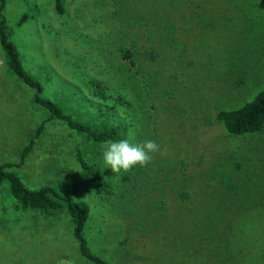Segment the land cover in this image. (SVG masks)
I'll return each mask as SVG.
<instances>
[{"label": "rangeland", "instance_id": "obj_1", "mask_svg": "<svg viewBox=\"0 0 264 264\" xmlns=\"http://www.w3.org/2000/svg\"><path fill=\"white\" fill-rule=\"evenodd\" d=\"M62 2L57 14L54 0H4L6 29L38 95L75 120L121 123L123 139L132 132L133 142L154 140L161 150L126 180L106 168L105 142L50 120L20 162L48 112L0 48V164L10 162L28 188L48 184L88 205L84 238L108 264H263L264 128L231 136L215 118L264 88L257 0ZM162 42L155 57L117 50ZM17 204L3 180L0 264H88L65 207L42 215Z\"/></svg>", "mask_w": 264, "mask_h": 264}, {"label": "trees", "instance_id": "obj_2", "mask_svg": "<svg viewBox=\"0 0 264 264\" xmlns=\"http://www.w3.org/2000/svg\"><path fill=\"white\" fill-rule=\"evenodd\" d=\"M3 5L4 0H0V48L3 52L4 63L6 67L22 82L35 90L33 97L34 102L41 105L42 108L48 112L46 118L42 119V121L39 122L31 132L30 137L27 139V144L20 151L19 161H23L29 151L33 148L35 139L43 132L45 122L50 120L62 122L66 128L75 135H82L87 139L98 143L106 142L108 140L119 141L123 139L125 127L121 123L107 125L105 120L101 119V126H97V124L95 125L75 120L71 115L64 113L55 102L38 95L41 90V85L37 80L27 74L20 64L16 50L10 40L9 31L5 26L4 16L2 14ZM54 7L57 14L63 13L64 6L62 0H54ZM256 8L257 10H264V0H257ZM24 18L25 16L23 15L21 19ZM130 18L134 20V16H130L127 19ZM163 44L164 43L162 42L160 45L158 44L159 46H144V43L138 45L134 43V45H130V49L118 46L117 50L123 58H129L138 54L140 49L143 50L144 54L147 56L155 57L159 51H157V49H161ZM125 76L127 77L128 75L125 74ZM94 82L91 80L90 83L93 84ZM132 90H134V85L132 86ZM94 94L97 93L94 92ZM215 118L222 125L226 133L231 136L245 132L258 131L264 128V88L257 91L249 100L234 107L218 109L215 113ZM75 155L79 166L87 168L78 148L75 151ZM11 165L10 162H3L0 164V183L3 180L8 182L9 192L12 197L17 200L18 208L22 210L30 209L33 210V212L47 215L54 211H58L61 207H65V213L72 226L71 234L76 242V251L79 257L88 264H108V262L90 250L87 241L84 238L83 229L85 228V223L88 219V205L83 202L73 201L62 197L51 185L48 184H43L34 189L28 188L15 172L8 169ZM142 169L143 167L140 170ZM140 170L137 169V171ZM128 173H125L124 175L126 180L129 178ZM133 175L134 171H132L130 176ZM98 177L99 174L95 171L91 172L89 176V178L93 180L98 179ZM171 179L173 180L176 178L172 177ZM177 182H182V179L177 180ZM175 196L177 198H185L181 194H176ZM262 262L264 264V256Z\"/></svg>", "mask_w": 264, "mask_h": 264}, {"label": "clouds", "instance_id": "obj_3", "mask_svg": "<svg viewBox=\"0 0 264 264\" xmlns=\"http://www.w3.org/2000/svg\"><path fill=\"white\" fill-rule=\"evenodd\" d=\"M133 136L130 132L126 139L105 142L102 158L106 168H110L112 173L122 175L137 166L146 167L152 162V154L161 150L156 141L133 142Z\"/></svg>", "mask_w": 264, "mask_h": 264}]
</instances>
